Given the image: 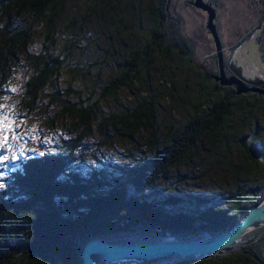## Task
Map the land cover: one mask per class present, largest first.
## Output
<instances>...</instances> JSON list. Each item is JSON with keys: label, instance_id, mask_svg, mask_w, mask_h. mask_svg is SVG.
<instances>
[{"label": "trees", "instance_id": "obj_1", "mask_svg": "<svg viewBox=\"0 0 264 264\" xmlns=\"http://www.w3.org/2000/svg\"><path fill=\"white\" fill-rule=\"evenodd\" d=\"M75 1L0 0V61L6 62L14 56L15 50L24 49L29 43L30 33L13 26L21 13L27 11L32 24H41L45 31L42 50L31 58L34 74L25 83L24 97L30 104L60 74L65 66V54L75 47V44L65 46L60 53L54 50L57 23L65 18V7ZM193 1L186 0V6L198 11L199 18H206L205 13L192 5ZM206 1L216 8L214 0ZM170 2L147 0L146 5L140 6L139 11L133 14V2L128 1L123 13L116 12L119 13L115 15L117 28L122 32L131 31L137 44L127 50L124 60L112 57L115 73L106 81L100 97L116 96L120 90L142 87L153 68L159 73L161 69L162 85L165 82L164 86L171 88L172 83L179 82L178 73L185 67L198 81L193 91L196 100L188 109V119L177 126H170L162 134V139L152 134L147 145L148 156L142 161L116 166V172L100 170L81 176L70 167L73 148L89 133L97 118V110H79L84 128L75 143L67 147L66 152H45L21 159L7 180L6 188L0 190V264H82L84 246L91 241L141 245L168 242L170 239L185 242L218 237L233 230L264 197V145L261 148L252 133L244 134V124L234 125L240 133L234 147L247 164L262 174H253L247 180L249 184L237 188L228 207L210 206L205 198L187 193L175 195L163 192L157 186L168 172L187 157L195 155L197 144L203 137L211 140L214 146L219 143L220 136L227 138L243 100L247 103L246 118L254 128L253 133L258 128L256 114L264 110V97L251 92L237 96L233 87L221 86L214 80L219 75L216 55L213 60L215 72L203 69L198 74V70H194L196 57L193 47L179 36L178 22L169 13ZM260 2L262 0H254L249 5H242L252 10ZM260 20V26L246 30L239 37L234 52L241 53L242 43L255 37L264 62V16ZM131 21L133 27L130 29L126 23ZM245 22H254V16ZM85 23L86 20L83 21L84 26ZM70 25L75 29L74 24ZM78 35L79 31H73L71 38ZM242 59L247 67L249 64L244 56ZM157 60L159 63L164 60L163 66L166 62H175L176 72L168 67H157ZM226 66L231 72L230 77H236L230 64L226 62ZM222 68L226 78H230L226 75L224 61ZM3 69L4 66L0 65L1 72ZM162 87L144 90L149 94L132 109H126L115 117L123 124L127 135L135 134L141 126L153 127ZM259 232H251L244 237L257 240L240 247L241 254L212 255L203 260H182L174 256L147 264H264L258 252V248L264 245V235ZM193 260L196 261L191 262Z\"/></svg>", "mask_w": 264, "mask_h": 264}, {"label": "rangeland", "instance_id": "obj_2", "mask_svg": "<svg viewBox=\"0 0 264 264\" xmlns=\"http://www.w3.org/2000/svg\"><path fill=\"white\" fill-rule=\"evenodd\" d=\"M128 1L133 2V14L147 2L76 0L65 7V18L57 23L54 50L60 53L65 46L75 44V47L65 54V66L60 74L43 89L33 104L24 97L25 83L34 74L31 58L42 50L45 31L41 24H32L27 11L16 17L13 26L19 31L26 30L30 33V40L24 49L15 50L12 58L6 62L0 61V65L4 66L2 72L0 70V157L3 158L0 159V190L6 188L7 180L18 168L21 159L39 156L45 152H66L67 147L75 143L84 128L78 115L79 110H97V118L91 124L89 133L73 148V162L70 167L81 176L100 170L116 172V166L142 161L148 156L147 145L152 134L162 139V134L170 126H177L188 119V109L190 110L196 100L193 91L198 81L193 72L185 67L177 74L179 82L172 83L171 88L164 86L165 82L162 85L164 80L161 69L159 73L158 69L153 68L142 87L120 90L116 96L101 99L103 86L115 73L111 65L112 57L124 60L127 50L137 44L131 31L122 32L117 28L115 15L119 13L116 12L123 13ZM185 1L171 0L170 16L178 22L177 31L181 39L193 47L196 57L194 70L197 69L198 74L203 69L213 73L216 49L214 40L212 41L213 38L206 29V18H199V12L186 6ZM214 1L217 11L215 25L219 40L224 46H229L227 38L231 37L232 47L246 30L260 26L261 22L258 21L264 16L263 0L252 10L243 6L242 0ZM249 2L254 0L244 4L249 5ZM250 16H254V22L243 23ZM71 23L75 25V29ZM126 26L132 28L133 22L126 23ZM73 31H79L75 39L71 38ZM240 50L241 53H232L234 62L241 64L244 56L250 67L246 69L241 65L244 73L249 77L257 75L264 78V62L256 38L251 37L243 42ZM163 62L164 60H160V63L158 61L157 67H168L176 72L175 62H166L167 66H163ZM157 86L163 87L153 127L141 126L135 134L127 135L123 124L115 117L126 109H132L149 94L144 90H154ZM246 104L243 100L242 108L236 111L235 123L227 138L220 136L219 143L214 146L211 140L203 137L197 144L195 155L187 157L162 177L158 188L175 195L187 193L205 198L209 200L210 206L228 207L237 188L249 184L247 180L253 174H262L254 166L247 164L234 147V141L240 136L234 125L239 124H244V134L252 133L257 137L258 145L261 148L264 145V110L256 114L258 128L253 133L254 128L246 118ZM143 123L144 120L141 121ZM188 207L191 208L189 205ZM262 230L264 227L252 233L259 232L264 235ZM257 235L255 236L258 237ZM249 239L243 238L242 241ZM258 252L264 259V245L258 248ZM238 253L241 254L242 249L227 250L221 256ZM206 258L208 257L199 260ZM194 261L196 260L191 262Z\"/></svg>", "mask_w": 264, "mask_h": 264}, {"label": "water", "instance_id": "obj_3", "mask_svg": "<svg viewBox=\"0 0 264 264\" xmlns=\"http://www.w3.org/2000/svg\"><path fill=\"white\" fill-rule=\"evenodd\" d=\"M192 5L205 13L206 29L215 43L219 75L214 77V80L219 82L221 86L233 87L237 96L251 92L264 97V79L257 75L247 76L241 67L244 65V61L241 60L242 63L239 65L236 64L233 60V54L229 63L236 77L226 78L222 68V49L215 25L216 9L206 0H194ZM261 227H264V197L250 209L233 230L221 236L208 237L200 241L172 240L141 245H115L102 241H91L84 246L81 259L82 264H147L174 256L185 260L221 255L227 250L244 247L256 241L257 238L248 241H242V239Z\"/></svg>", "mask_w": 264, "mask_h": 264}, {"label": "flooded vegetation", "instance_id": "obj_4", "mask_svg": "<svg viewBox=\"0 0 264 264\" xmlns=\"http://www.w3.org/2000/svg\"><path fill=\"white\" fill-rule=\"evenodd\" d=\"M246 1H249V0H242L241 2L242 3H245ZM251 3V2H249ZM218 30V29H217ZM218 38H219V33H218ZM228 40V44L229 46H224V44L221 42V40H219L220 42V45H221V49H222V59L223 61L225 62V71H226V75L228 77L231 76V72L229 71V69L227 68L226 66V62L229 63L230 62V59L228 60V58L232 55V53H235L234 51L236 50V48L238 47L236 44L237 42H235L232 47H231V37L227 38ZM228 60V61H227ZM230 64V63H229ZM231 67V66H230ZM248 67V66H247ZM245 66L246 69H249ZM255 94V93H254Z\"/></svg>", "mask_w": 264, "mask_h": 264}, {"label": "bare ground", "instance_id": "obj_5", "mask_svg": "<svg viewBox=\"0 0 264 264\" xmlns=\"http://www.w3.org/2000/svg\"><path fill=\"white\" fill-rule=\"evenodd\" d=\"M198 241H200V240H198ZM118 264H127V263H118Z\"/></svg>", "mask_w": 264, "mask_h": 264}, {"label": "snow or ice", "instance_id": "obj_6", "mask_svg": "<svg viewBox=\"0 0 264 264\" xmlns=\"http://www.w3.org/2000/svg\"><path fill=\"white\" fill-rule=\"evenodd\" d=\"M15 138V137H14ZM0 159H3L2 157H0Z\"/></svg>", "mask_w": 264, "mask_h": 264}]
</instances>
